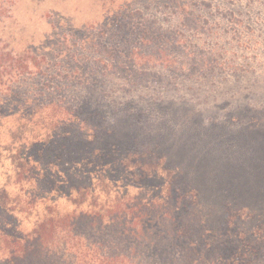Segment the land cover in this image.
I'll return each mask as SVG.
<instances>
[{
    "label": "rangeland",
    "instance_id": "374dc122",
    "mask_svg": "<svg viewBox=\"0 0 264 264\" xmlns=\"http://www.w3.org/2000/svg\"><path fill=\"white\" fill-rule=\"evenodd\" d=\"M0 49L20 58L0 84V228L155 197L165 173L136 179L126 162L158 151L220 254L264 231V0H0ZM57 233L67 264L112 245ZM109 252L141 264L128 244Z\"/></svg>",
    "mask_w": 264,
    "mask_h": 264
},
{
    "label": "trees",
    "instance_id": "16d2710c",
    "mask_svg": "<svg viewBox=\"0 0 264 264\" xmlns=\"http://www.w3.org/2000/svg\"><path fill=\"white\" fill-rule=\"evenodd\" d=\"M166 44L172 48V42ZM19 59L11 51L0 49V84L5 75L11 77L17 71L14 67ZM126 163L133 167L136 179L165 173L167 185L163 192L155 197L124 196L99 209L90 205L87 209L53 213L22 236L1 227L0 248L7 253V264H67L59 257V245L54 242L58 231L75 236L107 235L103 240L109 239L112 245L96 246L106 261L98 264L116 260L111 257L110 248L124 250L126 244L139 254L141 264H252L254 260L264 259V231L260 229L254 233L257 238L244 242L239 253H219L217 237L207 236L210 220L199 205L196 191L171 169L162 153L137 154ZM2 192L1 198H5L6 192ZM86 200L85 194H81L75 202L81 205ZM144 256L148 257L145 261Z\"/></svg>",
    "mask_w": 264,
    "mask_h": 264
}]
</instances>
